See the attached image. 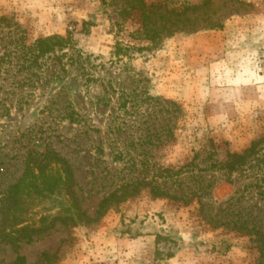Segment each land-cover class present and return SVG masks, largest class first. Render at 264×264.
<instances>
[{
  "label": "rangeland",
  "instance_id": "rangeland-1",
  "mask_svg": "<svg viewBox=\"0 0 264 264\" xmlns=\"http://www.w3.org/2000/svg\"><path fill=\"white\" fill-rule=\"evenodd\" d=\"M53 35L67 45L39 55ZM252 143L241 169L211 166ZM47 146L89 215L119 186L138 193L32 241L0 217V264L256 263L219 222H264V0H0V198Z\"/></svg>",
  "mask_w": 264,
  "mask_h": 264
},
{
  "label": "trees",
  "instance_id": "trees-1",
  "mask_svg": "<svg viewBox=\"0 0 264 264\" xmlns=\"http://www.w3.org/2000/svg\"><path fill=\"white\" fill-rule=\"evenodd\" d=\"M66 45L67 39L61 35L44 37L36 41L39 55H45L57 47ZM256 147L257 143H252L242 153H229L224 161L215 162L211 166L229 171L239 170L252 162L251 156ZM256 160L260 159L256 158ZM164 171L178 172L174 168H165ZM152 192L158 196L180 199L178 194H171L159 188H152ZM137 193V188L132 185L119 186L114 191L103 195L91 216L82 207L71 162L53 147L47 146L43 150L34 148L29 152L23 176L0 198L2 204L0 217L10 215L15 225L23 221L26 226L20 230H25L28 240L32 241L36 235L49 231L58 224L81 225L99 220L113 206ZM253 212L251 209L247 214L249 218H246L242 211H238V215L230 222L220 220L219 223L247 235L258 252V258L254 264H264V222L263 220L254 221L251 218ZM20 230L15 229L9 234L4 231V235H1L17 241ZM5 264H28V262L24 255L19 254L14 261Z\"/></svg>",
  "mask_w": 264,
  "mask_h": 264
}]
</instances>
